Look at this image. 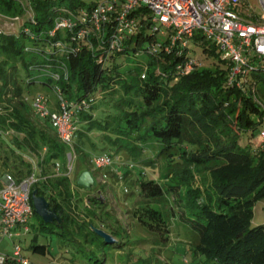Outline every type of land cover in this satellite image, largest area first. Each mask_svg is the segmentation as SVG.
<instances>
[{
	"label": "trees",
	"instance_id": "16d2710c",
	"mask_svg": "<svg viewBox=\"0 0 264 264\" xmlns=\"http://www.w3.org/2000/svg\"><path fill=\"white\" fill-rule=\"evenodd\" d=\"M31 1L38 24L26 22L20 27V35L0 33V145L4 151H0V156H5L4 166L17 182L32 175L31 159L38 162L40 176L32 189H38L39 195L48 199L62 219L61 223H46L42 219L41 231L56 233L75 243L78 253L96 242L119 243H108L93 230L99 228L114 236L118 233L108 231L112 230L110 224L98 222L101 220L98 209L106 204L89 196L87 201L75 203L69 178L54 174L57 162L64 165L69 148L55 132L30 119L27 113L30 98L24 94L23 84L59 86L75 103L93 99L90 109L78 113L76 119L77 152L110 153L108 149L115 147L134 155L135 151L144 152L147 143L159 145L157 159L165 162L167 182L162 184L141 176L142 172L139 174L138 198L129 211L137 223L151 231L169 233L168 222L178 217L196 231V251L214 264H264V223L254 224L255 209L264 203V141L253 148V140L264 129L263 72L250 73L245 88L229 85L226 64L215 45L200 34L193 40L203 47L208 58H215L210 66L195 57L190 46L168 50L169 35L157 51H152L159 34L146 22L124 41L123 49L115 55H109L110 51L96 44L91 48L81 43L67 58L57 54L55 61L44 60V56L53 57L54 53L48 49L56 38H50L47 31L53 24L48 7L51 9L56 2ZM61 2L79 5L75 0ZM0 14L5 18L21 15L22 5L18 0H0ZM111 28L112 25L108 30ZM37 44L41 45L43 57L26 50L37 48ZM4 53L15 59L21 54L34 56L37 61L25 63L29 78L23 80L17 64L4 59ZM131 53L148 59L122 73L121 61ZM190 60H196L193 69L182 73ZM51 64L56 69L66 66L69 77L56 83L45 77L31 80L35 72L51 68L47 66ZM144 70L147 77L142 79ZM101 100L105 106L98 115L95 110H99L96 106ZM94 129L102 132L100 138L108 147L101 149L93 141ZM127 173L115 174L125 182ZM75 185L84 188L77 182ZM169 194H174L177 210ZM34 215H38L35 209ZM35 241L37 236L30 246L32 251L46 255L48 246ZM94 264L104 261L95 260Z\"/></svg>",
	"mask_w": 264,
	"mask_h": 264
},
{
	"label": "built area",
	"instance_id": "2783aa9c",
	"mask_svg": "<svg viewBox=\"0 0 264 264\" xmlns=\"http://www.w3.org/2000/svg\"><path fill=\"white\" fill-rule=\"evenodd\" d=\"M23 6L24 0H18ZM29 3L27 19L23 14L15 17H3L5 24L25 26L26 22L38 24L35 18V9L31 0ZM56 2V3H55ZM79 5L72 6L61 0H50L53 4L48 7V14L53 18V24L47 31L53 41L50 52L53 57H46L41 45L35 49L28 47L26 50L35 51L44 60L55 61L57 54L68 57L76 45L87 44L91 48L94 44L101 49L110 51L109 55L117 54L123 49L124 41L134 35L143 23H149L153 32L159 34L158 43L152 46V51H157L169 35L171 47L180 46L189 48L196 34H200L211 45H215L221 54L228 70V84L245 88L249 83L248 76L253 72L264 73V13L257 15L245 0H92L86 3L75 0ZM264 9V0H261ZM149 21V22H148ZM113 26L110 30L109 27ZM29 31V29H26ZM4 32L0 29V33ZM63 32L64 34L60 33ZM94 39V40H92ZM40 43V41L38 42ZM196 63L190 60L183 67L182 73H189ZM41 68L35 72L31 80L51 78L53 82L69 77L66 66L56 69ZM56 70H59L56 71ZM147 77L144 70L141 78ZM49 87V86H48ZM52 88V87H50ZM57 100V108L49 109L50 99L44 94L32 98L33 108L37 116L47 120L59 141L69 148L65 156L64 165L57 162L54 166L56 176L69 177L73 163L77 156L75 142L78 138L79 125L78 113L90 109L89 100L75 103L69 100L61 87L52 88ZM264 141V129L260 133ZM33 173L21 182L7 174L6 184L0 189V242L9 238L14 242V251L7 254L0 251V264H29L23 255L22 248L16 239L30 232L29 221L34 216L32 204L33 186L38 182V162L31 159ZM91 164L96 170L104 171L113 169L114 157L110 153L95 155ZM129 170H134V163L126 164ZM61 167L65 172H61ZM108 176L102 174L97 183H106ZM122 180V178L120 179ZM128 192V189H125Z\"/></svg>",
	"mask_w": 264,
	"mask_h": 264
},
{
	"label": "rangeland",
	"instance_id": "374dc122",
	"mask_svg": "<svg viewBox=\"0 0 264 264\" xmlns=\"http://www.w3.org/2000/svg\"><path fill=\"white\" fill-rule=\"evenodd\" d=\"M89 3L92 0H82ZM247 5L259 16L264 13V9L261 4V0H245ZM29 3L24 0L22 9L24 11V18L27 19L30 12H28ZM0 29L4 32H8L10 35H20L21 29L19 24L9 26L5 24L4 19L0 16ZM27 44L31 42L26 40ZM191 49L194 51L195 57L200 59L204 65L210 66L215 58L207 57L203 51V47L200 44L192 41L190 43ZM4 59H10L11 63H15L18 66L20 77L25 80L29 78L28 66H25L29 61H37L31 54H21L18 58H13L8 54H3ZM147 56H135L130 54L125 61H121V72H126L129 69L139 67V64L146 61ZM27 69V70H26ZM34 74V73H33ZM30 76L32 74L30 73ZM264 76V73H263ZM24 94L30 98L27 105V113L39 127L48 130L52 133L54 131L50 128L47 120L41 119L36 115L32 104V98L44 94L50 99L49 109L55 110L57 108V100L54 94V90L47 85L23 84ZM262 107L264 109V94L262 95ZM105 102L99 101L96 108L100 114L101 108H104ZM93 141L100 146L101 149L108 147L107 142L100 137L102 132L94 129L92 134ZM262 143L261 137L257 136L253 140V148H258ZM146 150L142 153L135 151L136 156L130 151L120 150L117 148H109L110 153L114 157L113 170L105 169L104 171L96 170L91 161L95 158V155L102 154V151H91L90 154L77 152V156L73 163L71 175L68 177L71 182V191L74 194V202L87 201L89 197L103 198L106 204L100 211L101 220L99 223L111 225L112 230H118V233L114 236L119 242L118 244H105L96 242V244L88 246V249L84 247L82 253H78L75 248L76 244L64 239L56 233L48 231H41L40 225L42 218L38 215H34L28 225L30 232L26 235L17 238L16 242L22 248L23 255L29 260V264H94L95 260H102L104 264H214L213 261L208 260L205 255L196 251L198 243V235L196 231L186 221L179 219L178 217H172L168 222L170 232L165 231H151L148 228L137 223L133 217L129 214V211L134 206L136 199L138 198L136 182L139 179V174L148 179H155L158 182L164 184L167 182V171L165 162L161 159H157L159 145L156 143L145 145ZM3 151L2 145H0V151ZM5 156H0V189L7 183L6 175H12V172L6 170L3 159ZM28 159V157H27ZM29 160V159H28ZM155 163H151L153 161ZM134 163L136 165L134 170H130L126 164ZM90 169L95 174V179L101 177L102 174L108 176L106 183L98 182L94 188H77L75 183L81 174ZM52 170V169H51ZM61 172H65V169L61 167ZM116 172L121 175L127 173L126 180L120 181L117 178ZM37 176H40L38 170ZM197 184L201 185V182L197 180ZM52 188V187H51ZM128 188V192L125 189ZM172 205L177 210V206L174 202V194H169ZM90 200V199H89ZM259 206V205H258ZM107 213H109L107 215ZM264 203L260 204L255 209L254 224L259 225L264 223ZM37 236V241L34 243L43 244L48 246V252L46 255L35 253L30 248L33 243V238ZM0 251L12 254L14 251V242L9 238H4L0 242ZM90 251H93L91 253ZM91 256V259H89Z\"/></svg>",
	"mask_w": 264,
	"mask_h": 264
},
{
	"label": "water",
	"instance_id": "95a60500",
	"mask_svg": "<svg viewBox=\"0 0 264 264\" xmlns=\"http://www.w3.org/2000/svg\"><path fill=\"white\" fill-rule=\"evenodd\" d=\"M78 185L84 187L86 189L94 188L97 185V180L95 179L92 171L86 170L77 181ZM102 202H104L103 198H100ZM32 201L34 205V209L36 213L46 222V223H61L62 219L56 212V210L52 209L50 206V202L44 196L39 195L38 189H34L32 191ZM94 232H96L99 236L104 238L108 243L117 242L116 238L99 228H94Z\"/></svg>",
	"mask_w": 264,
	"mask_h": 264
}]
</instances>
